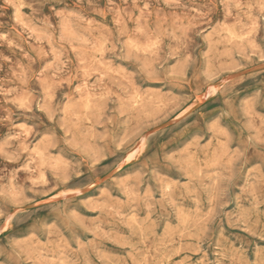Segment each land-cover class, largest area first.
I'll use <instances>...</instances> for the list:
<instances>
[{"label":"rangeland","instance_id":"1","mask_svg":"<svg viewBox=\"0 0 264 264\" xmlns=\"http://www.w3.org/2000/svg\"><path fill=\"white\" fill-rule=\"evenodd\" d=\"M0 264H264V0H0Z\"/></svg>","mask_w":264,"mask_h":264},{"label":"bare ground","instance_id":"2","mask_svg":"<svg viewBox=\"0 0 264 264\" xmlns=\"http://www.w3.org/2000/svg\"><path fill=\"white\" fill-rule=\"evenodd\" d=\"M248 215V214H247ZM143 240V239H142ZM142 245V244H141Z\"/></svg>","mask_w":264,"mask_h":264}]
</instances>
